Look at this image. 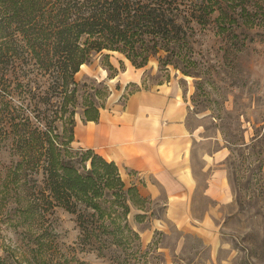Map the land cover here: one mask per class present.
Here are the masks:
<instances>
[{"label":"rangeland","instance_id":"rangeland-1","mask_svg":"<svg viewBox=\"0 0 264 264\" xmlns=\"http://www.w3.org/2000/svg\"><path fill=\"white\" fill-rule=\"evenodd\" d=\"M244 4V10L240 5L218 9L204 27L195 24L190 61L166 65L152 57L147 65L137 67L124 53L104 50L81 66L68 91L49 76L39 77L36 92L47 99L31 97L26 110L42 129L52 128L53 135L58 134L56 140L64 143L61 158L87 174L95 151L89 153L74 141L75 120L81 115L93 118L113 93L123 90L124 85L116 80L125 71V62L141 69L143 75L141 83H129L131 87L123 90V100L127 92L140 87L169 81L179 85L191 106V126L202 125L207 136H220L229 149L227 165L235 201L215 215L216 249L167 221L165 196L143 195L135 185L138 175L119 168L125 189L136 188L132 191L135 198L129 195L127 217L139 238H133L126 249L113 246L103 255L84 249L79 243L76 214L62 206L44 216L28 209L23 186L12 181L13 176L8 177V169L22 157L12 153L11 138L0 137V187L9 188L0 205V264H264V0ZM220 14L233 17L225 28L221 24L227 17L221 16L219 21ZM126 75L133 77L131 71ZM20 176L23 182L25 175ZM31 176L42 178L41 173ZM31 176L27 177L29 182ZM113 190L105 187L103 192H109L98 200L109 211L124 212L112 205ZM162 221L165 227L158 229ZM149 229L153 233L146 239L144 233Z\"/></svg>","mask_w":264,"mask_h":264},{"label":"trees","instance_id":"trees-1","mask_svg":"<svg viewBox=\"0 0 264 264\" xmlns=\"http://www.w3.org/2000/svg\"><path fill=\"white\" fill-rule=\"evenodd\" d=\"M247 1L0 0V137L11 138L12 153L22 157L8 169V177L23 186L28 209L44 216L62 206L76 214L79 243L101 255L113 246L126 249L139 238L127 217L129 195L136 188L125 189L117 164L87 149L94 152L92 168L87 174L78 172L61 158L64 143L56 140L58 134L54 136L52 128L42 129L27 114L31 97L47 99L36 92L39 77L49 76L68 91L81 66L104 50L124 53L137 67L152 57L166 65L190 61L195 24L206 26L218 9L240 5L244 10ZM221 16L217 20L227 17L221 24L225 28L233 17ZM35 173L42 178H33ZM20 174L25 175L23 182ZM105 187L114 189L112 205L124 212L109 211L101 204L98 199L109 192H103ZM8 191L7 186L0 187V205Z\"/></svg>","mask_w":264,"mask_h":264},{"label":"crops","instance_id":"crops-1","mask_svg":"<svg viewBox=\"0 0 264 264\" xmlns=\"http://www.w3.org/2000/svg\"><path fill=\"white\" fill-rule=\"evenodd\" d=\"M125 64L116 80L123 90L129 83H141L143 75L141 69ZM129 71L132 78L126 75ZM123 90L99 107L96 119L76 118L74 141L115 162L121 171L135 172V185L143 195L165 196L167 221L216 249L215 215L235 201L228 147L220 136H207L202 125L191 126L190 103L176 83L140 87L127 92L124 100ZM216 141L219 145L214 146ZM152 233L149 229L145 238Z\"/></svg>","mask_w":264,"mask_h":264}]
</instances>
